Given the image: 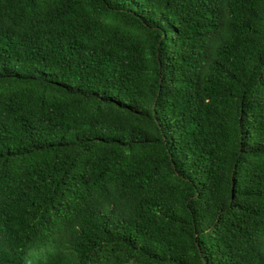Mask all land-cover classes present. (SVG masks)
I'll return each instance as SVG.
<instances>
[{
  "label": "trees",
  "instance_id": "trees-1",
  "mask_svg": "<svg viewBox=\"0 0 264 264\" xmlns=\"http://www.w3.org/2000/svg\"><path fill=\"white\" fill-rule=\"evenodd\" d=\"M0 264H264V0H0Z\"/></svg>",
  "mask_w": 264,
  "mask_h": 264
}]
</instances>
